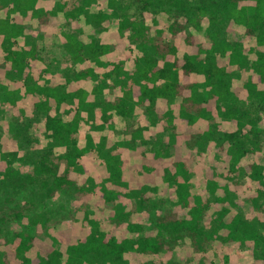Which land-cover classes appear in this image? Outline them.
I'll use <instances>...</instances> for the list:
<instances>
[{
	"label": "trees",
	"instance_id": "1",
	"mask_svg": "<svg viewBox=\"0 0 264 264\" xmlns=\"http://www.w3.org/2000/svg\"><path fill=\"white\" fill-rule=\"evenodd\" d=\"M170 1L182 6L187 0ZM201 1L199 13L153 29L146 17L121 12V0H83L70 10L63 1L56 5L51 0L40 9V0H0V114L19 122L41 112L44 142L36 135L30 143L48 147L24 174L22 163L19 169L14 166L24 159L22 132L17 122L9 125L8 132L0 133V188L34 185L36 197L63 192L74 197L72 222L38 210L34 199L7 205L3 219L12 221L13 233L0 240V264H149L148 257L171 251L186 237L199 252L221 243L230 249L264 245V232L249 213L262 207L264 191L248 197L245 211L232 191L242 161L249 178L264 184V142L257 141L261 126L236 104L229 81L231 69L250 67L256 75L244 83L264 102V0ZM93 2L102 5L94 15L89 12ZM141 2L149 9L155 0ZM30 11L49 35L63 22L89 25L93 19L109 36L99 41L95 34L61 28L77 71L72 76L51 73L37 45L21 41L31 32L25 24ZM207 14L212 24L221 14L231 19L248 42H232L211 27L200 34ZM169 56L172 65L162 64ZM100 65L106 66L104 74ZM140 112L145 122L126 124L129 137L113 151L108 137L116 119ZM179 119L196 135L181 143L175 134L172 160L166 165L162 160V169L151 168L145 137L151 127L167 129ZM217 124L232 128L222 143L214 136ZM206 152L219 158L215 169L203 164ZM125 153L139 154L142 166L152 172L149 181L157 188L164 184L171 196L172 204L158 211L153 229H146L149 217L139 214L147 205L146 185L136 181L141 175L125 169ZM83 177L100 180V193ZM100 194L106 217L94 215ZM208 216L209 227L204 224ZM24 222L35 232L26 230Z\"/></svg>",
	"mask_w": 264,
	"mask_h": 264
},
{
	"label": "rangeland",
	"instance_id": "2",
	"mask_svg": "<svg viewBox=\"0 0 264 264\" xmlns=\"http://www.w3.org/2000/svg\"><path fill=\"white\" fill-rule=\"evenodd\" d=\"M50 1L51 0H40L38 7L42 9L46 7ZM59 1H63L66 4L67 10L83 3V0H52V3L56 4ZM121 2L125 6V10H121V12H125L131 17H146L147 23L150 24L153 29L159 26L163 27L164 25H167V23L178 16L182 17L186 14L195 15L199 13L200 9L198 8V5L202 4L201 0H187L184 2L185 4L179 6L173 5L170 0H155V3L152 4L149 9H145L142 6L141 0H121ZM101 7L102 5L100 2L98 4L93 2L89 12L95 14ZM215 8L216 7H214V9ZM209 16L210 14L205 15L206 20L204 21L203 27L199 29L200 34L205 36L208 27H211L212 30L219 31L222 37L229 38L232 42H248L245 38L244 32L238 29L231 19L226 16L224 17L221 14L216 22L212 24L209 20ZM32 17L33 16L30 11L25 20V24L31 28V32L27 35H23L21 41L37 45L38 54L43 57L44 64L48 67L51 73H62L64 76H72L77 71V65L72 59L69 51L66 49L61 38V34L59 33L61 28L82 32L83 34H95L99 41H104L109 36L107 33H102V29L94 24L95 22H93V19L89 25H83L79 22H63L59 26L57 32H55L56 34L49 35L47 28H45L38 21L33 20ZM83 18L84 16L81 18V21ZM153 29L152 32H154ZM152 32L150 33L152 34ZM127 33L129 35L130 31ZM126 39L128 42H131L128 38ZM129 44L134 46L133 43ZM261 50L262 49L257 47V51ZM147 52L149 54L153 53L154 47H151ZM141 54L142 53L139 55ZM117 57L118 58L116 59H119L120 56L118 55ZM172 62V56H169L164 60L161 59V63L166 66H171ZM103 69H106V66L100 65L99 70L102 74H104ZM255 75L256 73L253 74L250 67L245 70L231 69L229 81L231 82L232 89L235 93L234 98L236 99V104L248 109L250 112L248 119L254 117V119L257 120L261 126L262 132L260 133L257 141L264 142V102L255 97V94L250 93L244 83L246 79H253ZM13 118H15V116H13ZM13 118L0 114V133L4 134L8 132V127H10L9 125H13L17 122L16 124H18L20 131L22 132L19 145L21 150L20 152L24 159L16 161L14 166L19 169V165L22 163L23 167H25L24 174H26L29 170L30 164L33 163L36 158L43 155L48 148L47 145L44 144L43 146L32 147L30 143V140L36 135H40L41 142H44V134L41 131L45 125V117L41 112L34 111V113L26 115V117L19 122L13 120ZM136 121L139 123L145 122V114L140 112L133 117L125 116L118 117L116 119L115 130H113L108 137V142L112 145L113 151H117V145L121 140L129 137V134L125 130L126 124L134 123ZM213 129L215 139L218 143L224 142L228 138V132L232 130L228 124H217V126H214ZM193 132L195 133V131ZM193 132H187L185 120L180 119L177 120L172 127L167 129H163L158 126L151 127L149 135L145 137V139L148 140L147 147L151 149L146 152L151 168L157 166V168L162 169V160L165 159V165L172 160L171 154L174 151L173 136L175 134L178 135L179 142L186 143V141L194 135ZM1 147L2 145L0 142V149ZM122 159L125 163L124 165L126 166V170H130L141 175L138 176L136 181L144 186L146 185L145 191L147 194V205L140 210L139 214H145L149 217V223L147 224L146 229H153L158 211L172 204L171 196L168 194V189L164 186V184H160L161 186L157 188L154 183L149 181L152 172L142 166L139 154L132 156L129 153H125L122 156ZM157 160L161 162L157 163ZM203 160L205 167L215 169L219 158L206 152ZM245 162L246 161H242L239 166V172L237 174L238 183L232 184L234 196L238 198L240 203L238 207L243 211H245L244 205L245 202L249 201V196L256 194L258 190L264 191V184L251 180L249 175L245 172ZM199 164L201 165L200 161H198L197 165ZM198 169L200 168L197 167V170ZM91 170L92 169L89 171ZM81 181L95 187L97 189L96 195L100 193V189H98L100 185H102L100 180H96L94 177L85 180V177H83ZM36 187L37 186L34 185H28L27 188L16 189L18 191L13 190V188L9 185H4L0 188V240L3 237H12L13 233L11 228L12 221H6L3 219V216L6 213L7 205H15L22 203L25 200L34 199L38 203V210H46L51 216L60 221L72 222L74 197H72L70 193H59L52 198L44 196L36 197ZM125 188L128 187L123 186L122 189ZM135 196L138 198L140 194L136 193ZM259 199V203L262 204V207L259 208V211H257L258 209H251L249 213L256 222V225L264 232V195L262 194ZM103 200L104 198L102 194H100L99 198L97 197L94 203V215H97L98 217L107 216ZM214 215L215 213H211V216ZM211 216H208V218L204 221V224L208 227L212 222ZM73 222L80 226L81 218L79 216H75ZM23 227L28 231L35 232V227L28 223L24 222ZM148 258L149 264H264V245L252 249L245 244H237L234 248L230 249L225 243H221L210 245L208 251L199 252L194 250L189 237H186L183 242L180 241L171 251H165L160 255H152Z\"/></svg>",
	"mask_w": 264,
	"mask_h": 264
}]
</instances>
